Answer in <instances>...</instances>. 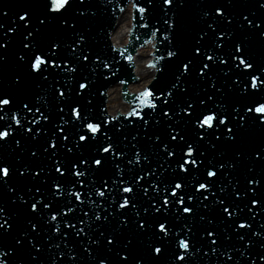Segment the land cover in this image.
Segmentation results:
<instances>
[{"label":"snow or ice","instance_id":"snow-or-ice-1","mask_svg":"<svg viewBox=\"0 0 264 264\" xmlns=\"http://www.w3.org/2000/svg\"><path fill=\"white\" fill-rule=\"evenodd\" d=\"M85 2H25L7 31L0 23V50L6 53L12 43L8 33L21 36L17 59L26 65L12 81L16 93L0 92V148L36 144L44 137L30 155L49 162L20 170L0 156V189L16 192L10 179L17 172L40 184L11 201L24 210L22 226L17 225L21 211L0 203V264L17 259L20 264H201L204 258L213 264L210 257H216L215 264L264 262V223L253 227L256 217L264 216V54L256 47L264 48V15L242 11L233 28L234 0H201L195 5L197 23L207 30L200 28L187 45L183 12L190 0H160L166 55L159 57L165 61L159 71L173 61V79L141 92L148 111L133 109L124 118L129 123L117 125L113 121L119 117L85 111L93 106L89 94L95 81L82 70L104 79L110 78L106 70L111 76L119 71L90 50V30L82 29L80 20L96 13L81 10ZM146 5L154 6V0ZM258 9L264 10V3ZM148 11L138 8L141 14ZM160 32L156 27L152 34ZM6 62L0 54V66ZM218 73L230 76L231 83L218 86ZM194 78L208 85L204 98L193 90ZM30 84L50 91V97L29 92ZM143 141L146 145L138 147ZM153 157L159 158L155 166ZM245 163L241 187L235 174ZM130 229L132 237L121 245ZM149 233L145 255L134 256V242ZM9 237L14 243H5ZM257 247L261 250L253 253ZM117 248L118 259L112 260L107 254Z\"/></svg>","mask_w":264,"mask_h":264},{"label":"water","instance_id":"water-1","mask_svg":"<svg viewBox=\"0 0 264 264\" xmlns=\"http://www.w3.org/2000/svg\"><path fill=\"white\" fill-rule=\"evenodd\" d=\"M135 2V17H134V28L132 37L130 39L129 46L122 50H113L109 41V34L114 29L116 20L119 17L120 13L122 12L123 8L130 2V0H86L84 5H80L81 10L90 8L91 11H94L96 15L94 17L92 16H86L80 20V26L84 30H90L87 32L88 38H89V45L90 50L102 54L110 64H113L114 68H119V71L116 73L115 76H111V70H106L107 74L109 75V79H104L102 76L97 74H91L88 69H83V75L89 76L90 80H94V84H90V98L93 100V106L91 108L85 109V111L88 112L90 116H96L97 118H103V119H112V117H109L108 115L114 116L117 112L124 113L127 111V105L122 103L121 98V87L117 84L118 82L125 81L124 83V89L122 91L124 100L131 105V110L137 109L141 110L142 112L148 111L147 108H145L139 100V95H129L126 92V85L129 83L134 82V77L132 74V66L129 62L128 57L132 55L136 48L140 45H143L146 41L152 40L153 31L156 27L161 28L160 33H156L155 35V41L157 42L156 48V65L158 69V74L155 79V81L147 88L152 89L155 91L156 89L163 87L167 82L171 81L173 79L172 73L175 71V65L173 61H169V64L167 65L166 71L162 74L159 69L162 65L165 64V61L160 60L159 57L161 55H166L165 53V45L162 44L161 41V34L163 32V25L160 23L161 18L163 17L164 13L160 9V0H154V6L146 5V0H131ZM25 2H32V3H38L39 0H0V13L7 12V16L0 15V23H3L5 25L4 31H7L8 27H11V21L15 18L17 12L20 10V7ZM216 0H205V4L214 3ZM222 2H227V0H222ZM190 3L192 6H189L184 9L183 15L185 16V22L187 26V32L185 35V43L187 45H190L194 42L193 37L195 36V33L199 31L200 28L205 27L203 24H198V16L197 12L198 9L195 7L196 4L201 3V0H190ZM234 3L238 5L237 8L231 9V11H234L237 15L233 18V25L232 27L235 28L237 22L241 17L239 16L240 12H245L249 9L253 11H257L258 15H264V10L258 9L259 3H264V0H234ZM201 6H204L202 4ZM139 7H149L150 11L141 14L138 12ZM122 9V10H121ZM225 11H229V9H225ZM131 7L130 5L123 11V13L120 15V18L118 20V26L116 27L115 31L112 33L111 37V43L113 47L120 48L124 45H126L127 42V35L130 29V18H131ZM141 15H143V19H141ZM171 15V13H169ZM251 19V17H249ZM23 23V22H21ZM147 23L148 27H143ZM264 27V26H262ZM205 30L206 27H205ZM8 37L12 40V43L8 45L7 52H3V50H0V54H4L7 57V62L0 66V92H7L10 94H15L16 90L13 86V79L18 74L26 72V65H24L22 62H20L17 59V54L21 51L22 45L20 43L22 37L14 34V33H8ZM27 42V41H25ZM230 47V45H229ZM258 51H260L262 54H264V48L257 45L256 46ZM151 48L150 46L144 47L137 51L136 56L133 59L134 63V75L135 77L139 78L138 81H136L133 84H130L127 88L129 93H139L142 90H144L153 79L154 72L149 69L145 68L144 65H146L150 61V55ZM113 58H115V61H118V63H113ZM223 67V66H221ZM79 78V76H77ZM227 80L228 83H231V77H224L222 73H218L217 77V84L220 86V83ZM193 83V90L194 91H200L201 97L204 98V93L202 89L208 88L207 84H202L200 81L195 80V78L192 81ZM110 89L107 91V111L106 112H100V109L104 108V95L100 96L99 93L103 92L105 94L106 89L111 86ZM45 88H47V84L43 85ZM74 86V83H73ZM29 92H35L39 91L41 96H49L51 95L50 91L45 92L42 89L35 88L34 84L29 85ZM227 89H225L226 91ZM209 93H211L213 90L208 89ZM125 93L127 95H125ZM81 104H84L85 101L82 99ZM67 111V109H65ZM128 115V113L124 116H117L119 117L118 121H113L114 124L119 125L120 123H129V121H126L124 118ZM31 118V116L29 117ZM53 119H58V117L53 112ZM112 125H109L111 127ZM51 127V126H50ZM70 127V126H69ZM126 131L134 132L135 129H128ZM127 134V133H125ZM151 134V133H149ZM17 139H20L19 136H16ZM194 138V135L192 136ZM129 139L131 137L129 136ZM44 137L38 138V143L33 144L32 142L28 141H22L21 147L17 148L15 146V143L13 142L11 146H5L3 148H0V156H3L6 162H9L13 164L16 168H19L20 170L23 169L25 165L29 166L30 168H35L38 164H47L49 163L45 157L41 156L39 159L32 158L30 153L32 150H34L36 147H39L40 144H43ZM135 143V141H133ZM143 143L146 145V141L141 142V145L143 146ZM69 146H71L69 144ZM129 155H131V151H129ZM158 157H153V166H155V163L158 162ZM203 169H201V172ZM246 163L245 166L241 167L238 173L235 175L238 176L241 182V187L243 186V178L244 175H246ZM195 175V173H194ZM35 183L36 187H39V181L33 182L31 179V174H26L25 176L21 177L19 175V172L16 173L14 177L10 179V186L16 189V192L10 193L7 191V189H0V203L5 204L9 207V209H14L21 211L22 218L17 221V225L22 226L23 225V214L24 210L21 208V206L17 203L16 205H12L11 201L15 198L17 193L23 194V190L26 187H31ZM141 183H145L146 181H142ZM227 183V181H225ZM35 190V189H33ZM231 189H229L230 191ZM151 192V190H150ZM211 199V197H210ZM146 200H142L141 204H145ZM207 203V201H205ZM255 211V210H254ZM245 212H247V209H245ZM206 214V213H205ZM209 215H217L218 213H209ZM131 219V217H129ZM9 223H12V221H9ZM260 223H264V216H257L256 222L253 224V227L258 228ZM17 225H14V229L17 228ZM79 226V225H78ZM216 226L218 227V230L223 232L225 225L220 223L219 219L216 222ZM112 228L116 227V222L114 221ZM12 231V230H10ZM35 235V233H33ZM133 235V230H125L124 235L121 237V245L124 243V238L128 237L131 238ZM44 234L41 233V236L39 238L41 243H44L46 240V237L43 239ZM150 233L140 237L134 242V256L141 257L145 255V246L148 243ZM140 241H143V243H140ZM6 244L14 243L11 240V237L6 239ZM231 243L236 244L237 247H240V244L238 241L233 238V241ZM47 247V245H45ZM72 245H70L71 247ZM261 249L257 247L256 249H253L252 252H258ZM78 252H81L85 256V260L87 258L86 253H82V249H77ZM116 251H121L120 248H117L114 250L113 253L107 254L109 255L112 260L118 259L116 256ZM204 251H207L206 249ZM229 251L231 249L229 248ZM200 256L203 257V251L200 253ZM237 258H239L237 256ZM209 258H204L201 260V264H205L206 260ZM211 261H213V264H215L216 257H210ZM223 260V258H220ZM13 264H20V261L17 259L13 262ZM81 264H85V262H81ZM241 264H243V260H241ZM259 264V262H258ZM261 264H264V262H261Z\"/></svg>","mask_w":264,"mask_h":264}]
</instances>
